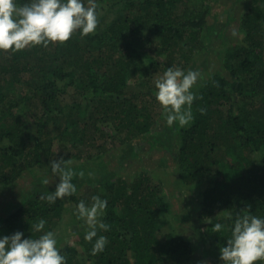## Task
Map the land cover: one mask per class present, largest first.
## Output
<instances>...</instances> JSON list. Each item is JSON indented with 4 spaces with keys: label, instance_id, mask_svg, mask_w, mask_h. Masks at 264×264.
Segmentation results:
<instances>
[{
    "label": "trees",
    "instance_id": "obj_1",
    "mask_svg": "<svg viewBox=\"0 0 264 264\" xmlns=\"http://www.w3.org/2000/svg\"><path fill=\"white\" fill-rule=\"evenodd\" d=\"M96 3L101 14L95 33L0 51V196L30 169L50 167L61 157L72 159L78 190L50 204L40 197L55 186L36 183L4 207L0 236L21 231L38 237L31 224L43 218L44 231L57 233L67 264H193L197 249L223 264L220 248L234 217L242 211L264 217V0H252L244 12L225 8L223 25L213 12L218 0ZM216 38L228 41L222 53L213 45ZM218 54L221 69L194 89V120L155 129L164 109L156 106L154 75L175 65L205 76ZM70 92L75 99L64 104ZM117 140L128 148L113 170L104 156ZM137 141L167 151L184 189L198 192L199 218L207 222L196 228L197 243L174 233L163 178L146 170L134 179L119 174L137 156ZM85 185L90 192H82ZM93 195L109 201L102 219L111 226L98 233L108 243L97 254L94 241L84 239L86 221L75 214L79 201L90 204ZM216 222L225 229L214 232ZM70 237L76 243L69 244Z\"/></svg>",
    "mask_w": 264,
    "mask_h": 264
},
{
    "label": "clouds",
    "instance_id": "obj_2",
    "mask_svg": "<svg viewBox=\"0 0 264 264\" xmlns=\"http://www.w3.org/2000/svg\"><path fill=\"white\" fill-rule=\"evenodd\" d=\"M100 14L96 0H26L23 4L18 0H0V51L15 52L37 45L64 43L77 32L81 36L93 34L99 26ZM203 78L198 69L185 71L172 65L155 80V96L163 106L168 126L178 123L183 127L194 120L192 106L198 99L194 89ZM200 111L203 113L205 109ZM72 163V159L63 157L51 161L53 178L59 177V183L54 191L42 195V200L55 204L77 193L73 182L77 173ZM83 175V171L79 172V176ZM45 183L49 181L46 179ZM108 204L106 198L93 195L90 204L81 199L75 206V214L88 225L84 239L94 241L93 254L104 251L108 243L105 235L98 234L110 230V224L102 219ZM46 223L40 218L31 224V232L41 233L35 238H25L21 231L0 236V264H67L66 256L58 247L57 233L44 231ZM212 229L219 233L225 225L216 222ZM230 231L226 246L220 248L223 264L264 262V217L242 211L234 217Z\"/></svg>",
    "mask_w": 264,
    "mask_h": 264
},
{
    "label": "rangeland",
    "instance_id": "obj_3",
    "mask_svg": "<svg viewBox=\"0 0 264 264\" xmlns=\"http://www.w3.org/2000/svg\"><path fill=\"white\" fill-rule=\"evenodd\" d=\"M229 6H234L238 8V10L242 7V12H244L252 6V0H218L213 12H215L214 14L217 15V18H220L221 25L226 22V20H224L226 16L223 15V11L225 8L228 10ZM213 18L215 17L213 16ZM210 21L213 22V19L211 18ZM231 30L234 31L235 28L232 27ZM219 39L220 38H216V42L213 45H216L215 49L219 50V53H222V49H224L226 42L228 41ZM230 41L231 40H229V42ZM216 53L218 52L216 51ZM211 58V65L209 66V70L206 71L204 78L210 77L213 74V71L215 72L217 70L219 71V68L221 69L219 61L222 58V55L218 54L212 56ZM162 75L163 74L154 75V79L152 80L153 87H155V80L160 78ZM62 99L64 104H68L72 103L75 97L73 92H70V95L63 96ZM160 105L161 104L156 99L157 109H159ZM165 125L166 121L164 114L160 112V116L155 124V129L161 131L165 128ZM120 139H122V137H120ZM133 146L136 150L137 156L134 157V160L129 159L125 161L124 168L119 174L134 179L135 176L139 178V174L142 170H146L153 176L157 175L159 178H163L165 183H168L166 191L172 202L173 215L171 216V222L176 228L174 233L182 236H189L190 238L195 239L194 242L197 243L199 238L196 228L202 227L207 222L199 218L202 207L200 206L201 198L198 197V192H194V194L190 195L188 190L184 189L182 183L180 182L179 174L176 171V164L173 163L167 151L162 149L150 150L149 144L143 141H137ZM110 147L111 145L108 146L109 151L106 152L104 156L105 161L107 162L106 164L109 169L116 170L118 168L121 155L128 147L127 145L120 144L119 140L113 144L111 149ZM46 179L49 183H45ZM41 182L47 184V186H56V184L59 183V177L53 178L51 168L46 165L30 169L25 173L23 178L16 183L15 186L11 187V189L4 190V194L0 196V215H4V207L7 206L8 203L17 202L22 195L32 190L36 183L41 184ZM90 189V185H85L82 192H90ZM167 229L169 230L168 227L164 228L165 232H167ZM171 231L172 230L169 232ZM67 242L69 244H74L76 243V238L70 237ZM193 264H219V262L210 258L204 259L201 250L197 249L196 256L193 259Z\"/></svg>",
    "mask_w": 264,
    "mask_h": 264
}]
</instances>
